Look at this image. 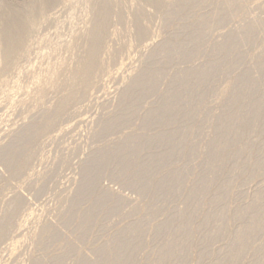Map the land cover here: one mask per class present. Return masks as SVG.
<instances>
[{"label":"bare ground","instance_id":"6f19581e","mask_svg":"<svg viewBox=\"0 0 264 264\" xmlns=\"http://www.w3.org/2000/svg\"><path fill=\"white\" fill-rule=\"evenodd\" d=\"M141 1L143 3H145V5H148V6H151L154 8L158 7L157 9H159L160 6L164 7V5L166 4V2H165L166 0H141ZM173 1H175V0H173ZM176 1H177L176 2L177 5H173L176 8L174 9V7L172 6L173 7L172 10H170L166 13L168 20L171 19V21H174V22H176V19L180 16V14L184 13L185 10L192 9V6L195 4L194 0H176ZM243 1H245V0H243ZM54 2H55V0H36V2L35 3L33 2L34 4L32 3L31 5L30 4L29 5L28 4L11 5V4L7 3V4H5L4 7H2V12H1V16H0V18H1V23H0L1 24V26H0V49L2 51V57H3V62H4V68L3 69L9 70L15 65L17 57L20 56L21 52H24L23 51L24 49H27V48H25L26 41L28 40L27 37H28L30 32L34 31L32 29H34L36 27V26L34 27L35 18L37 16L43 15L44 11L47 10V8L50 7V5H52ZM205 2H206V5H208V3H209L208 0H206ZM216 2H218V1H216ZM222 2H224V1H222ZM240 2H242V1H240ZM85 3L87 4V2H85ZM222 4L224 5V6L223 5L222 6L225 7V9L228 10V12L231 11L234 7L236 8V5H237V3L229 2L228 0H227V2H224ZM215 5H216V3H215ZM140 6H141V4H140ZM212 6L214 7V5H212ZM57 7H59V6H57ZM167 7H170V5ZM204 7H205V10H207V7L206 6H204ZM80 8H81V6H80ZM80 8L78 10H80ZM143 8H145V7H143ZM210 9H212V8H210ZM218 9H219V7H218ZM220 9L222 10L223 8L220 6ZM67 10L68 9H66L65 11L67 12ZM213 10L215 11L214 8H213ZM213 10H212V12H213ZM216 10H217V7H216ZM92 11L93 12H90V13H92V16L90 15L89 16L90 18L88 19V20L91 19L90 20V26L88 25L89 27L88 26L86 27V25H85L84 27H86V28H85V31H83L85 33L84 38H86L85 39L86 40V44H85L86 45V52L84 54V57H82L83 59L81 60L79 66H77L78 69L71 76L72 91L70 93L68 92L69 93L68 95H66L67 93L63 94V95H66L65 97H63V96L61 98L59 97L60 99L56 102V104L53 108L51 107L52 109L45 110V111H43V109H42L43 112H39V115H37L38 118L36 120L33 119L34 118V116H33L32 119L34 121L33 122L31 121V124H29L27 127L24 128L22 126V129L23 128L24 129L23 130L21 129L19 134L17 133L18 136L16 138L17 139L27 138L28 144L26 147H24V148L23 147H16L15 148L14 142H13L9 147H6V145H5L6 149L4 148L3 151H0V153H1L0 158L4 157V156L7 157L6 162H5V164L9 168V169L8 168L7 169L12 171L15 174H17L19 171L22 172L23 168L26 171L25 167L27 168V165L29 163V154L32 152L28 149L29 145L34 143L35 139L39 138L38 136H40V134L43 133V135H44L45 132H48V130L53 125H55L54 123H57L56 121L61 119V117L63 115L62 113H64L67 110L69 105L74 106V104H72V103L77 102V100L80 97H82L85 94V92H87L89 87L96 80L95 79L96 69L99 66H101L100 64L103 63V60L102 61L100 60V62H102V63L99 62L98 53L100 51H102L101 48H102L104 39L107 37V30L109 28V25L114 24L115 23L114 21H116L117 24L121 23L123 18H124L123 17L124 11H123V8L116 3V0H102L99 4L94 5V8ZM139 11L140 10H138V12ZM218 12H219V10L217 11V14L213 12L215 14L214 16L211 13V15H210L211 17L207 18V19H209L207 21H204V19L199 21V22H198V20H196V21H194L195 23L193 21H189L187 23H184V24L177 26L176 28H173V30H172L173 36L171 35L173 38L170 40H165L161 44L159 43V47H157L156 50L151 51L150 55H148L149 56L148 59L151 60L149 63L150 65L143 72H141L139 75H138V72H139L138 71L137 75L133 79H131L130 85L128 84V86H130V87L127 86V88H130V90L126 91L124 89L126 91V93H124L122 95V97L121 96L119 97L120 101H117V102H119L118 108H116V105L113 108L114 109L113 111H115V112H113L112 114H110L111 112H109V115L106 116V118L104 116L103 120L98 119L99 124H97V125L99 128V131H97V132L99 133V135L100 134L104 135V134L108 133L109 131H111L112 129H117V128L119 129L122 127H127L128 123L134 119L135 114L140 111V108H141L140 103H141V101H143L142 99H144L145 97H149V95H153L154 97L156 95L157 96V102L155 104H153V106L147 107L146 111L142 114V116H143L142 128L144 129L146 127H153V129H156V128L159 129L160 126H164L166 128L164 130H161V131L160 130L155 131L151 135L150 134L148 135V133L144 134V135H142V133H141V135L139 133L138 134L128 133L127 135L125 134L124 137L122 136L123 138L121 140L117 141V144H116L117 146H115V145L113 146L115 148V149L113 148L114 150L112 148H110L112 150H110V149L107 150V148H106V150H104L105 148L103 147V151H100L98 153L95 152V154L93 153L94 155L93 154L91 155V157L89 158L91 160L88 163L86 162L87 164L84 165L85 166L83 168L84 170L82 169L84 171L83 175L85 176V178H82V180H84V182L82 185L80 182H79L80 184H77V185H80V189H79V187H77V185L75 186L76 188L79 189V191L76 190V191H78V193H77L76 198L74 196L75 199L73 201L72 207L69 203H67L70 205L71 209L69 208V206L66 207L67 205H65V208H69L70 211L67 214V216H65V217L63 216L65 218V219L63 218L64 223H65L64 224L65 227L73 229L74 230L73 232H77V236H78L77 239H79V241L84 240L87 237V235L90 233V231L98 229V227L102 221L101 220L102 216L107 215L109 213H115L118 211L119 205L121 203V199L112 195L110 193L111 191H109V193H108V191L106 192V190H105V192H104V190L102 189L103 191H98L95 193V190L98 188V186L95 188V184H97L96 181L98 180L97 178L100 177L99 175L102 173L103 170L100 169L101 170V172H99L100 174H98V171H100V170H97V172H94L95 175L92 172V171H94L93 168H95L97 165L102 168V167L106 166V164L109 161H112L114 158H117V161L114 159L116 162V166L114 165L115 169L112 170V167L110 166L111 170L112 171L116 170L115 172H116L117 177L123 178V182H122L123 185H125L126 187H128L130 189L136 190L139 194H144L145 196H148L150 198L149 200L156 198V199H160V200L162 199V202L166 201V200L170 201L172 199H175V198H178L179 196H181L180 194L183 190H186V192H187L185 199H183L184 203L182 205V208L175 209L174 211H172V213L169 215V217L167 216L168 218H165L166 219L165 222L163 221V223H159L158 225H156L154 227V229L152 228L153 233H152L151 238H153L154 240H158V241L165 238V242L162 245L158 246L157 248H154V247L152 248V250L149 252V254H150L149 260L146 264H185L186 255H184V253L187 252L188 250H190L193 247V245H195L194 244L195 240L193 239V233L200 232L205 227V225L207 223L213 221V219H214V221L216 223V227L214 228L213 231L206 234L203 237L202 241L199 242V251H198V254L200 257L211 256L210 251L206 247L207 246L206 244H207V241H209L210 239L215 238V237H219L222 235L221 230L219 229L220 224L224 223V221L227 220L226 219V213L223 210V205H224L225 200L228 199V197L233 194V192L231 190L232 189V183L235 180H239L242 183H247V182L253 180V178H256V176L254 174H252L251 172L246 171V170L248 167L250 169H254L256 167L263 166V164H261V161L258 159H259L261 152L264 148V143L254 141L251 138L252 134L254 136L259 137V138H261L262 135L264 136V51H263L259 55L249 56L250 63H253V64H251V65H253L252 66L253 67L252 72H247V71L239 72L232 79H230V81H229L230 84L227 85L229 87L228 88L226 87L227 91H225L224 94H223L224 90L222 89V91H223L222 97L220 96V94H218V96H220L221 98L217 96L218 98H220L219 99L220 101L218 103V105H219L218 110L214 115V119H215V121L213 123L214 126H213V128H211L210 132L207 133V135L204 137L203 144L205 146V152L202 155V157L200 158L201 161L203 160V162H202V166H200L199 168L197 167L198 169H195V171H194L195 172L194 173L195 178L193 179V182H191L190 184H187L186 176H187V173L189 171H191L190 167H194V166L189 167L185 163H182L183 165L180 164L182 166H176L175 164L171 163V161L179 153L185 152V151L188 152L192 148V145H189L186 143L184 144L183 140H184L185 136L187 135L188 130H192L195 126V123H192V124L190 123V119H191L192 114L196 111L195 109H196L197 100L200 99V95L198 94L199 88L205 83V81L208 79V77L215 75L220 71V68L223 66V63H224L223 61L225 59V56L228 54L230 55L233 52V48L235 46L234 45L235 43H244L245 41H247L249 39V37L254 36L256 33L255 29L257 27H256V23H255L256 20L255 19H254V21H255L254 25L255 26L251 22H249V24L244 23L245 24L244 26H242V24H241L240 26H242V28H241V30H239L240 32L238 34L229 33L228 35H224V36L220 35L223 37L222 40L218 41L217 43H214V46L211 50V53L206 55L207 56V58H205L206 61L205 60L200 61V62L198 61L200 64L198 63L199 65H196V66H193V65L191 66V64L190 65L188 64L190 67H188V65H187L186 66L187 68L185 67V69L184 68L182 70H181V68H180V70L175 69L176 71L174 73V70L170 67L174 68V64H176L175 61L182 58L185 61L190 60V62H191L192 54L194 53V51H196L198 49L199 40L205 38L209 34V32L212 28H214L216 25H218L220 23V21L222 22L223 19L219 20L220 18H218L219 17L218 14H220ZM220 12H222V11H220ZM54 13H56V12H54ZM83 14H84V11H83ZM221 14H223V13H221ZM86 15L87 14H85V17H86ZM204 15L205 14H203V16ZM154 16H155V14H154ZM138 17L140 18V16H138ZM40 18H42V17H40ZM44 19L47 20V18H44ZM60 19H62V18H60ZM227 19H229V17L226 18V20ZM39 20H38V23H39ZM191 20H193V19H191ZM205 20H206V18H205ZM42 21H41V23H43ZM133 21H134V25H135L136 37L141 39L144 36H146V27H144L140 24L137 16L134 17ZM148 21H149V19H148ZM224 21H225V19L223 20V22ZM150 22H151V20H150ZM196 22H197V24H196ZM85 23H83V25ZM39 24H37V25H39ZM88 24H89V22H88ZM260 25H261V27L263 26L262 23ZM41 26H43V25H41ZM191 27H193V29H194V31L192 30L193 32L190 30ZM36 28H35V31H38V30H36ZM80 28H83V27H80ZM112 28H114V26L111 27V29ZM188 29L191 31V33L193 35L190 33L192 36V38H190L191 39L190 42L188 44H184V42H182V39L178 38V37L180 35H182V33L184 31L186 32V30H188ZM81 30H83V29H81ZM237 31H238V29L236 30V32ZM125 32H126V30H125ZM116 33H118V32H116ZM122 33H123V31H122ZM57 34H59V33H57ZM78 35H80V34H78ZM188 35H189V33H187V36ZM80 36L82 37V35H80ZM110 37H112V36H110ZM114 38L115 37H113V39ZM122 38H123V36H122ZM165 38H167V37H165ZM113 39H111V40L113 41ZM116 40H118V38ZM122 40H124V39H122ZM45 41L47 42V40H45ZM69 42H68V44H69ZM114 42H116V41H114ZM153 43H152V45H153ZM48 45H50V44H48ZM58 45H59V43H58ZM74 46H75V44H74ZM105 46H107V45H105ZM65 47H62V48H65ZM68 47L70 50V46H68ZM115 47H112L113 48L112 50H114ZM58 50H60V49H58ZM107 50L109 51V49H107ZM107 50H106V52H107ZM46 51H48V50H46ZM50 51H52V48ZM112 52L114 53V51H112ZM102 53H100V54H102ZM110 53H111V51H110ZM65 56H66V54H65ZM71 56H72V54H71ZM109 56H110V54H109ZM112 56L113 55L110 56L111 60L114 59V57L112 58ZM148 59L145 58V60H147V62H149ZM19 60H21V59H19ZM120 62H119V64H121ZM192 62H195V61L193 60ZM63 63H64V61H63ZM116 63H118V62H116ZM172 64H173V66H171ZM192 64H195V63H192ZM103 65H102V67H103ZM106 65H107V63H106ZM113 65H116V64H113ZM57 68H58V66H57ZM13 69L16 70L15 68H13ZM105 69L106 68H104L103 70H105ZM116 69H118V68H116ZM128 69H129V67H128ZM168 69H170V70H168ZM171 69H172V73H174V75L172 77L169 76L171 78L166 82V75H169V73L167 71L170 72ZM40 70H42V69H40ZM103 70L100 69V71H103ZM106 71H103V72H106ZM1 72H4V71L2 70ZM39 72H41V71H39ZM107 72H109V71H107ZM107 72H106V74H107ZM135 73L136 72H134V75H135ZM57 74H58V72H57ZM49 75H51V74H49ZM54 75H55V73H54ZM96 75H97V72H96ZM258 75L260 77H258V79H257ZM22 76H24V75H22ZM43 77H44V75H43ZM66 77L68 79V76H66ZM96 77H98V76H96ZM20 78H22V77H20ZM37 78H38V76H37ZM55 79L56 78H54V80ZM98 79H97V81H98ZM49 80H50V78H49ZM4 81H5V79H4ZM122 81H123V79H122ZM35 82H36V80H35ZM44 82L46 84V80ZM68 82H70V81H68ZM52 83L50 84V86H52ZM97 83H99V82H97ZM40 84H42V83H40ZM226 84H227V82H226ZM57 85H59V84L57 83ZM161 86H165V88H167L166 90H164V92L163 91L161 92L162 94H160V91H159V89H161ZM108 88H110V87H108ZM42 89H44V88H42ZM52 89L55 90V87H52ZM45 91H44V93H45ZM13 92H14V90H13ZM55 92H57V91H55ZM88 93H90V92H88ZM40 94H42V93H40ZM2 95H4V94L2 93ZM45 97H44V99H45ZM5 98H7V97H5ZM129 100L132 103V106L130 107V109L125 111L127 106L125 109L123 108V106ZM40 101H42V99H40ZM8 103H10V102H8ZM80 104H82V103H80ZM69 108H71V107H69ZM110 109H111V107H110ZM144 109H145V107H144ZM116 110H117V112H116ZM105 111H107V110L105 109ZM108 111L103 115H107ZM111 111H112V109H111ZM12 112H15V111H12ZM69 113H71V112H69ZM19 114H20V112H19ZM93 115H94V113H93ZM35 116H36V113H35ZM83 118H84V116H83ZM25 119H24V121H25ZM85 120H86V117H85ZM19 123H17V124H19ZM61 124H63V123H61ZM90 124H92V123H90ZM186 125H187V127H184ZM90 126L91 125H89V127ZM59 127H62V126H59ZM91 128H93V127H91ZM96 128L97 127H95V129ZM98 128L96 130H98ZM148 129L149 128H147V130ZM153 129L151 128L149 130H153ZM66 131H67V129H66ZM127 132H130V130ZM142 132H143V130H142ZM95 133H96V131L94 132V134ZM98 133H96V138H98L97 137ZM70 134H71V132H70ZM43 135H41V136H43ZM78 138H79V136H78ZM92 139H93V137H92ZM51 140H53V139H51ZM54 140H55V137H54ZM35 143L40 144V143H37V141ZM33 145L35 146V144H33ZM67 145H68V147L70 146L69 144H67ZM62 146L64 147L63 143H62ZM48 147H50V146H48ZM63 147H62V149H63ZM68 147H66V148L68 149ZM31 148H32V146H31ZM42 148H41V150H42ZM100 149H98V150H100ZM28 151H29V153H28ZM69 151H70V149H69ZM76 152H77V150H76ZM43 154H45V153H43ZM73 156H72V158H73ZM30 157H32V156L30 155ZM38 157H40V156H38ZM45 158H43V160H45ZM255 158H256V160H253ZM231 159H233L234 165L232 166V168L230 170H228L227 164ZM31 160H32V158H31ZM40 161H42V160H40ZM46 164H48V163H46ZM111 164H109V165H111ZM113 164H115V163H113ZM43 165H45V164H43ZM160 165L165 168L163 171L165 173V175L164 176H162L161 174H160V176L152 175L153 171L155 169H157V167H159ZM31 166H33V165H31ZM73 167H74V165H73ZM106 171H108V169ZM36 172H38V171H36ZM115 172H110V173H115ZM83 175H82V177H83ZM109 175H111V174H109ZM113 177H114V174L111 178H113ZM44 178L47 179V177H43V179ZM121 178H119V179H121ZM42 180H40V181H42ZM45 181L46 180L44 179L43 182H45ZM119 181H122V180H119ZM38 184H40V182ZM40 185H42L41 188H43L44 187L43 185H45V184L42 183ZM37 187L39 190V185H37ZM70 190H72V189H70ZM36 191H37V189H36ZM238 191H237V194H238ZM71 194H73L72 191H71ZM2 195L4 196L5 194H2ZM252 195H253L252 199H250V202H248V204L246 206L243 205L244 207H241L239 209L234 208V210L232 211L230 219H232L233 221H243L244 225H241L240 227L237 228L231 242L224 249H222V251H219V255L223 259L222 262L221 261L213 262L212 264H237L239 257L246 252L247 248L251 244L252 239L254 237H256L258 234L264 233V180L262 182V185H260L259 188ZM69 196H71V195H69ZM15 197H16V199L18 198L17 196H15ZM67 198H69V197H67ZM18 199H20V200H18ZM18 199L16 200V203H10L11 200H10V202H8V200H7V202L10 203L8 206L13 207L12 205H14V207L12 208L13 210L10 209L13 212H10V210H9L8 211L9 214L7 212V215L5 217L2 216L3 221L1 220L2 222H0L1 223L0 224V232L3 229V227L5 226V224L7 223L8 219H11L13 217H15V219H16V216L14 213H15V211L18 212L17 211L18 207L21 204V198L19 197ZM86 203L88 204L87 208L85 207V209H82V206ZM65 204H66V202H65ZM6 205H5V208H7ZM61 206L59 205L58 207H61ZM205 206H207V207H205ZM142 208L134 211L135 215H133V216L138 215V217H139L137 219V221H132V223L128 222L127 225H125V227L121 228L119 231L117 230L116 231L117 233H115V235L113 236L115 240L111 244L103 245L100 248L97 247L98 249L95 252L96 257H94V258H96V260L89 261L90 259L87 260L86 258H83L81 256L78 259L79 260L78 264H131L132 263V257H133L132 255L134 253H136V251H138L140 245L143 243L142 242L143 241V233H142L141 224H140V222L142 221V216H141ZM2 209H3V207H2ZM160 209L161 208L158 206H153V207H151V210H150L151 213L149 211V214H156L158 211H160ZM166 209H168V208H166ZM172 209H173V207H172ZM6 210L7 209H5V211ZM58 210H59V208H58ZM60 210L62 212L63 209L61 208ZM60 210L58 212H59V214H61V216L59 215V217H57V218H58V220H63L61 218H62L63 214L65 215V210H64V213H60ZM66 210L68 212V209H66ZM0 211L1 212L3 211L2 214L5 215L4 209L0 210ZM1 212H0V214H1ZM13 214H14V216H13ZM23 214H24V212H23ZM167 214H169V213H167ZM55 216H56V214H55ZM43 218H45V217H43ZM49 221L50 220L48 219V222ZM197 221H199V222L197 223ZM44 226L45 225H42V227H43L42 229L39 228L42 231H40L41 233L38 232L39 234L37 233L38 235H36V238H34V239H36L34 241L36 251L37 252L43 251V254L40 255L41 256L40 260L38 259L39 257L34 258L33 264H45V262H48V261H54V263H55V261L60 262L65 256H68L69 254H71L73 252L74 247H73L72 241H71V243H72L71 244L70 241H67V239H64L62 237H61L62 238L61 239L59 237V235L61 236V234L57 235L56 230L51 228L52 225L48 226V227H46V226L44 227ZM33 237H35V235ZM59 240H62L65 244L63 246L62 245L58 246V248H54L51 251H49V249L46 248V246H48L49 243H55V242H58ZM154 240H152V241H154ZM253 247H254L253 253H252L253 256H252L251 262L249 264H264V239L262 240V242L259 245L253 246ZM11 249H12V247H11ZM94 250L95 249H93V251ZM177 253L180 254L179 259H177L176 261L171 263L170 261L172 260V256L174 254H177ZM18 262L20 263V261H18ZM31 263H32V261H31ZM46 264H48V263H46Z\"/></svg>","mask_w":264,"mask_h":264},{"label":"rangeland","instance_id":"374dc122","mask_svg":"<svg viewBox=\"0 0 264 264\" xmlns=\"http://www.w3.org/2000/svg\"><path fill=\"white\" fill-rule=\"evenodd\" d=\"M101 1L102 0H55V2L52 5H50V7H48L47 10L44 11V13L46 15L43 13V15L37 16L40 20L37 17L35 18L34 27L36 26L37 28L36 27L35 28L38 31H35V28L32 29L34 31L31 30L32 32L29 33L30 36L28 35L29 38L27 37L28 40L26 39L27 41H26L25 48H27V49H24L23 50L24 52H21L20 56H18L16 59L15 65L9 70L3 69L4 68V62H3V57H2V51L0 49V63H1L0 64V69H1L0 70V79H1L0 80V82H1L0 83V86H1L0 87V89H1L0 90V96H1L0 97V106H1L0 107V112H1L0 113V151L4 150L5 145H6V147H9L13 142H14L15 148L16 147H23V148L26 147L28 144L27 138H21V139L16 138L18 136V134L20 133L22 126L24 128L27 127L29 124H31V121L33 122L34 120H36L38 118L37 115H39V112H43L45 110L52 109L55 106L56 102L62 96L65 97L66 95H68L72 91L71 76L78 69L77 66H79L81 60L83 59L82 57H84V54L86 52V45H85L86 44V40H85L86 38H84L85 33L83 31H85V28L88 25L90 26V20L91 19L90 20H88V19L90 18L89 17L90 15L92 16V13H90V12H93L92 10L94 8V5L99 4ZM205 1L206 0H197V1L194 0L195 4L192 6V9L185 10L184 13L180 14V16L176 19V22H174V21H171V19L168 20L166 13L168 11L172 10V8L174 7L173 5H177L176 0L175 1H173V0L167 1L166 0L165 2L167 5L164 3L166 5V6L164 5L165 8L160 6L159 9H157L158 7L154 8V7L145 5V3H143L141 0H116V3L123 8V11H124L123 17L124 18H123L122 22L119 24H117V22L114 21L116 24L114 23V24L109 25V28L107 30V37L104 39V42H103V45L101 48L102 51H100L98 53V58H99L98 60H99V62H100V60L101 61L103 60V63L100 62V63H102V64H100L101 66H99L96 69V72H97V75L95 72V79L96 80L90 86L91 88L89 87L87 92H85V94L79 98L80 100L78 99L80 102L77 100V102L72 103V104H74V106L69 105V107H71V108L68 107L67 110L64 113H62L63 114L62 117L60 116L61 119L57 120L56 121L57 123H54L55 125H53L48 130V132H45L44 135H43V133L40 134V136H38L39 138L36 137L37 139H35L34 143L29 145L28 149L30 151H32L31 152L32 154L31 153L29 154V163L27 165V168L25 167L26 171L23 168L22 172L19 171L17 174H15L12 171L8 170L9 168L5 164L7 157L4 156V157L0 158V199L2 198L0 200V205H1L0 210L4 209V211H5V209H7L4 212L5 215L2 214L3 211L2 212L0 211L1 212L0 222L3 221L2 220L3 217H5L7 215V212L10 209L13 210L12 208L14 207V205H12L13 207L8 206V205L10 203H16V200L19 197L21 198V204L19 205L18 210H17L18 212L15 211V213H14L16 216V219H15V217H13L14 216V214H13V216H12L13 218L8 219L7 223L5 224V226L3 227V229L0 232V264H30L31 261H32L31 264H33V259L36 257L37 258L39 257L38 259L40 260L41 259L40 255L43 254V251H39V252L36 251L35 244H34V241L36 239H34V238H36V235L41 233L40 231H42V230H40V229L43 228L42 225H45L46 227L52 225L51 228L56 230L57 235L61 234V236L59 235V237L67 239V241H70V243L72 241L73 247H74L73 252L71 254H69L68 256H65L60 262L55 261V263H54V261H48V262H45V264L46 263H48V264H78V261H79L78 259L81 256L83 258H86L87 260L90 259L89 261H94V260H96V258H94V257H96V253H95L96 250L98 248L102 247L103 245L111 244L115 240L113 236L115 235V233H117L116 231L117 230L119 231L121 228L125 227V225H127L128 222L132 223V221H137V219L139 217H138V215L133 216V215H135L134 211L137 209H140L142 207H143L141 210L142 221L140 222V224H141V230L143 233V241H142L143 243L140 245L138 251H136V253H134L132 255L133 257H132V263L131 264H146L149 260V255H150L149 252L152 250V248L153 247L157 248L158 246L162 245L165 242V238L161 239L159 241L151 238L152 233H153L152 228L154 229V227L156 225H158L159 223H163V221L165 222V220H166L165 218H168L169 215L172 213V211H174L175 209L182 208V205L184 203L183 199H185V197L187 195L186 190H183L181 192V194H180L181 196H179L178 198L172 199L170 201L166 200V201L162 202V199L160 200V199H156V198L149 200L150 198L148 196H145L144 194H139L136 190L130 189V188L126 187L125 185H123L122 184L123 178L117 177L116 172H115L116 170L112 171L113 169H115L114 168L116 166L115 160L117 161V158H114L115 159V160L113 159L114 161L113 160L109 161L106 164V166H104L102 168L97 165L95 168H93L94 171H92V172L93 173L97 172V170H100V169L103 170L101 173L102 175L99 173V172H101V170L98 171V174H100L99 175L100 177L97 178L98 180L96 179L97 184H95V188L97 186H98V188L95 190V193L98 191H103V190H104V192H105V190H106V192L108 191V193H109V191H111L110 193L112 195L121 199V203L119 205L118 211L115 213H109L107 215L102 216V218H101L102 221H101V224L99 225L98 229L90 231V233L87 235V237L84 240H80V241H79V239H77L78 238L77 232H73L74 231L73 229L65 227V225H64L65 224L64 223L65 218L64 217L67 216V214L69 213V211L73 205V201L76 198L77 193L80 189V185H77V184L81 183V185H82L84 182V180H82V178H85V176L83 175L84 174L83 168L85 167L84 165H86L91 160L89 158L91 157V155L93 153L95 154V152L98 153L100 151H103V147L105 148L104 150H106V148H107V150H109L110 148L113 149L114 148L113 146L114 145L117 146L116 145L117 141L121 140L125 134L127 135L128 133H135V134L139 133L141 135V133H142V135H144V134L148 133V135L149 134L151 135L155 131H158V130L161 131V130H164L166 128L164 126H160L159 129L158 128L153 129V127H146L144 129L142 128V126H143L142 114L146 111L147 107H151V106H153V104H155L157 102V96L156 95H155V97L153 95H149V97H145L144 99H142L143 101H141V103H140L141 106L139 105L142 109L140 108V111L135 114L134 119L128 123L127 127H122L119 129L118 128L112 129L111 131H109L108 133H106L104 135H102V134L99 135V133L97 132V131H99V128L97 125V124H99V120H101V119L103 120L104 116L106 118V116L109 115V112H111L110 114L115 112V111H113L114 110L113 108L115 107V105H116V108H118L119 102H117V101H120L119 97L120 96L122 97V95L124 93H126V91L130 90V88H127V86H128V84L130 85L131 79H133L137 75L138 71H139L138 72V75H139L141 72H143L150 65L149 63L151 60L148 59L149 58L148 55H150L151 51L156 50V48L159 47V43L161 44L163 41L170 40L173 38L172 37L173 36L172 35L173 28H176L177 26L184 24V23H187L189 21L194 22V21L198 20V22H199L203 19H204V21H207V20H209L207 18L211 17L210 16L211 13L214 16L215 15L214 13L217 14V11L219 10L218 13H220V14H218L219 17L218 16L217 17L220 18L219 20L225 19V21L224 22H223V20H222V22L220 21V23L218 25H216L214 28H212L210 30L209 34L205 38L199 40V44H198L199 50L197 49L196 51H194V53L191 56V62H190V60L185 61L184 59L181 58V59H178L177 61H175L176 64H174L175 62L173 63L174 68L173 67H170V68H172L174 70V73L176 71L175 69H178V70H180V68H181V70L183 68L185 69V67L188 64L189 65L191 64V66L192 65L196 66V65L200 64L199 63L200 61H204V60L206 61V59H205V58H207L206 55L211 53V50L214 46V43L221 41L223 38L222 36L228 35L229 33L238 34L240 32L239 30H241L242 26L245 25L244 23L249 24V22H251L253 25L256 23V27L258 29L256 28L255 29L256 30L255 35L249 37V39L247 41H245L244 43H235L234 44L235 46L233 48V52L230 55L228 54L225 56V59L223 61L224 62L223 66L220 68V71L217 74L208 77V79L205 81V83L198 90V94L200 95V99L197 100L196 109H195L196 111L192 114L191 119H190V123L191 124L195 123V126L192 130H188L187 135L185 136V138L183 140L184 144L186 143V144L192 145V148H191L192 150L190 149L188 152L185 151V152L179 153L171 161V163L175 164L176 166H182L183 165L182 163L187 164L189 167L194 166L195 168L190 167L191 171H189L187 173V176H186L187 184H190L191 182H193V179L195 178V174H194L195 169H198L200 166H202L203 160L201 161L200 158L202 157V155L205 152V146L203 144L204 137L207 135V133L210 132L211 128H213V126H214L213 125V123L215 121L214 115L218 110V106H219L218 103L220 101L219 99L222 97V95L225 93V91H227L226 89L229 87L227 85L230 84V82H229L230 79H232L239 72H243V71L252 72V68H253L252 66L253 65H251V64H253V63H250L249 56L259 55L264 51V28H263L264 27V0H245V1H243V0H228L229 2L237 3V5H238V6L236 5V8L234 7L235 9L233 8L229 12H228V10L225 9V7H223L224 5L222 4L224 2H227V0H208V2H209L208 5H206ZM211 1L212 2L214 1V2L212 3ZM216 1H218V2H216ZM222 1H224V2H222ZM240 1H242V2H240ZM33 2L35 3L36 0H0V16H1V12H2V7H4L5 4H7V3L11 4V5H20V4H28V5L30 4L31 5ZM85 2H87V4ZM215 3H216V5H215ZM140 4H141V6H140ZM169 5H170V7H167ZM212 5H214V7ZM57 6H59L61 9ZM80 6H81V8H80ZM204 6L207 7V10H205ZM215 6L217 7V10H216ZM220 6L223 8L222 10L220 9ZM143 7H145V8H143ZM218 7H219V9H218ZM79 8H80V10H78ZM175 8L176 7H174V9ZM210 8H212V9H210ZM213 8L215 9V11L213 10ZM66 9H68L67 12L65 11ZM147 9L148 10L150 9L151 11L150 10L148 11ZM138 10H140V11L138 12ZM212 10L214 13L212 12ZM83 11H84V14H83ZM220 11H222V12H220ZM54 12H56V13H54ZM221 13H223L224 15ZM85 14H87L86 17H85ZM154 14H155V16H154ZM203 14H205V15L203 16ZM136 16H137L140 24L142 26L146 27V36H144L141 39L136 37L135 25H134V21H133L134 17H136ZM138 16H140L141 19ZM227 16L229 17V19L226 20V18H228ZM40 17H42V18H40ZM44 18H47V20ZM60 18H62V19H60ZM147 18L149 19V21ZM205 18H206V20H205ZM191 19H193V20H191ZM254 19L256 20V22L254 21ZM38 20H39L40 24L38 23ZM150 20H151V22H150ZM41 21L43 23H41ZM88 22H89V24H88ZM0 23H1V18H0ZM83 23H85V24L83 25ZM261 23L263 25L262 27L260 25ZM37 24H39L40 26ZM196 24H197V22H196ZM241 24H242V26H240ZM41 25H43V26H41ZM85 25H86V27H84ZM0 26H1V24H0ZM113 26H114V28L111 29V27H113ZM80 27H83V28H80ZM81 29H83V30H81ZM189 29L186 30V32L189 33L188 36H187V33L184 31L182 33V35H180L178 37V38L182 39V42H184V44H188L191 40L190 38H192L191 31L192 30L194 31V29H193V27H191V29H190L191 31ZM237 29H238V31L236 32ZM125 30H126V32H125ZM122 31H123V33H122ZM116 32H118V33H116ZM57 33H59L60 35ZM78 34L82 35V37ZM220 35H222V36H220ZM110 36H112V37H110ZM122 36H123V38H122ZM113 37H115L114 38L115 40L113 39ZM165 37H167V38H165ZM117 38H118V40H116ZM111 39H113V41ZM122 39H124V40H122ZM45 40H47V42ZM114 41H116V42H114ZM68 42L70 45L68 44ZM47 43L50 45H48ZM58 43L60 46L58 45ZM152 43H153V45H152ZM27 44L28 45L30 44V45L28 46ZM74 44H75V46H74ZM105 45H107V46H105ZM68 46H70L71 51L69 50ZM62 47H65V48H62ZM105 47L107 49H109V51ZM112 47H115L116 50L115 49L112 50L113 49ZM51 48H52V51H50ZM58 49H60V50H58ZM46 50H48L49 52ZM106 50H107V52H106ZM110 51H111V53H110ZM112 51H114V53ZM102 52L103 53L105 52V53L103 54ZM100 53H102V54H100ZM65 54L67 57L65 56ZM71 54H72V56H71ZM109 54H110V56L113 55L112 58L114 57V59L111 60ZM145 58L148 59L149 62H147V60H145ZM19 59H21V60H19ZM47 60L48 61L50 60V61L48 62ZM193 60L195 62H192ZM63 61H64V63H63ZM116 62H118V63H116ZM119 62L121 64H119ZM106 63L109 67L106 65ZM112 63L116 64V65H113ZM192 63H195V64H192ZM173 64L171 66H173ZM102 65H103V67H102ZM189 65H188V67H190ZM57 66H58V68H57ZM128 67H129V69H128ZM13 68H15L16 70H14ZM104 68H106V69L103 70ZM116 68H118V69H116ZM40 69H42V70H40ZM100 69L103 71H106L108 69L107 71H109V72L106 71L107 72V74H106V72L100 71ZM172 69L170 71L171 73L169 71H167L169 73V75H166V82L174 75V73H172ZM2 70L4 72H1ZM168 70H170V69H168ZM39 71H41V72H39ZM57 72H58V74H57ZM134 72H136L135 75H134ZM54 73H55V75H54ZM49 74H51V75H49ZM22 75H24V76H22ZM43 75H44V77H43ZM37 76H38V78H37ZM66 76H68V79ZM96 76H98V77H96ZM169 76H171V77H169ZM20 77H22V78H20ZM258 77H260V76L258 75L257 79H258ZM49 78H50V80H49ZM54 78H56V79L54 80ZM4 79L6 82L4 81ZM97 79H98V81H97ZM122 79H123V81H122ZM35 80H36V82H35ZM45 80H46V84L44 82ZM68 81H70V82H68ZM96 81L99 83H97ZM56 82L61 87L59 85H57ZM226 82H227V84H226ZM40 83H42V84H40ZM51 83H52V86H50ZM52 87H55V90L52 89ZM108 87H110V88H108ZM128 87H130V86H128ZM42 88H44V89H42ZM166 89L167 88H165V86H161V89H159L160 94H162L161 92L162 91L164 92V90H166ZM222 89L224 90V92L222 91ZM13 90H14V92H13ZM44 91L46 94L44 93ZM55 91H57V92H55ZM1 92L4 95H2ZM88 92H90V93H88ZM222 92H223V94H222ZM40 93H42V94H40ZM65 93H67V94L63 95ZM218 94H220L221 97L218 96ZM217 96L220 98H218ZM5 97H7V98H5ZM44 97H45V99H44ZM39 98L42 99V101H40ZM8 102H10V103H8ZM80 103H82V104H80ZM126 106H127V108H126ZM131 106H132V103L129 100L125 103L123 108L124 109L126 108L125 111H127L128 109H130ZM110 107H111L112 111H111ZM144 107H145V109H144ZM104 108L107 111L109 110L107 115H103L107 112V111H105ZM42 109H43V111H42ZM117 110H116V112H117ZM10 111L11 112L15 111V112L11 113ZM19 112H20V114H19ZM69 112H71V113H69ZM35 113H36V116H35ZM93 113H94V115H93ZM33 116H34V118H33ZM83 116H84V118H83ZM85 117H86V120H85ZM24 119H25V121H24ZM17 123H19V124H17ZM61 123H63V124H61ZM90 123H92V124H90ZM89 125H91V126L89 127ZM59 126H62L63 128L59 127ZM91 127H93V128H91ZM95 127H97L98 130H96L97 128L95 129ZM184 127H187V125ZM147 128H149V129L152 128L153 130H149V129L147 130ZM66 129H67V131H66ZM129 130H130V132H127ZM142 130H143V132H142ZM95 131H96V133H98L97 134L98 138H96V133L94 134ZM70 132H71V134H70ZM41 135H43V136H41ZM78 136H79V138H78ZM54 137H55V140H54ZM92 137H93V139H92ZM251 138L254 141L264 143V136L263 135L261 136V138H259V137L254 136L252 134ZM51 139H53V140H51ZM36 141H37V143H40V144H36L35 143ZM62 143H63L64 147L62 146ZM33 144H35V146ZM67 144H69L71 147L70 146L68 147ZM31 146H32V148H31ZM48 146H50V147H48ZM62 147L64 150L62 149ZM66 147H68V149ZM41 148H42V150H41ZM69 149H70V151H69ZM98 149H100V150H98ZM112 149H110V150H112ZM76 150H77V152H76ZM42 152L45 153L46 155L43 154ZM28 153H29V151H28ZM0 155H1V153H0ZM30 155L32 157H30ZM38 156H40V157H38ZM72 156H73V158H72ZM31 158H32V160H31ZM43 158H45V160H43ZM40 160H42V161H40ZM253 160H256V158ZM258 160L261 161V164H263V166H259V167H256L254 169H250L248 167L246 170V171H249L252 174H254L256 176V178H253V180H251L247 183H242L239 180H235L232 183V189L231 190H232L234 195L233 194L230 195L228 197V199L225 200L224 205H223V210L226 213V219L227 220H225L224 223L220 224L219 229L221 230L222 235L219 237H215V238L210 239L209 241H207V244H206L207 245L206 247L210 251L211 256L200 257L198 254V251H199V242L202 241L203 237L206 234L213 231L214 228L216 227V223H215L214 219H213V221L207 223L205 225V227L200 232L193 233V239L195 240V243H194L195 245H193V247L190 250H188L187 252L184 253V255H186L185 264H212L213 262H219V261L222 262L223 259L219 255V251H222V249H224L231 242L237 228L240 227L241 225H244L243 221H233L232 219H230L232 211L234 210V208L239 209L241 207L246 206L248 204V202H250V199H252V196H253L252 194H254L255 191L259 188V186L262 185V182L264 180V148H263L261 155H260ZM46 163H48V164H46ZM111 163L112 164L115 163V164L112 165ZM43 164H45V165H43ZM109 164H111V165H109ZM180 164H182V165H180ZM31 165H33V166H31ZM73 165H74V167H73ZM233 165H234L233 159H231L227 164L228 170H230ZM108 166L109 167L111 166L112 170H111V167L109 168ZM106 168L108 169V171H106L107 170ZM164 169L165 168L160 165L159 167H157V169H155L153 171L152 175L160 176V174H161L162 176H164L165 175V173L163 172ZM36 171H38L39 173ZM110 172H115V173H110ZM109 174H111L112 176L114 174V177L111 178L112 176ZM82 175H83V177H82ZM94 175H95V173H94ZM43 177H47V179L44 178L46 180L45 182H43L44 181ZM119 178H121V179H119ZM40 180H42V181H40ZM119 180H122V181H119ZM39 182H40V184L43 183L46 186L43 185L44 187L41 188L42 185L38 184ZM36 184L39 185V190H38V187ZM76 185H77V187H79V189L75 187ZM36 189H37V191H36ZM70 189H72V190H70ZM76 190H78V191H76ZM71 191L73 194H71ZM237 191H238V194H237ZM2 194H5V195L3 196ZM69 195H71V196H69ZM15 196H17L18 198L16 199ZM74 196H75V198H74ZM67 197H69V198H67ZM7 200H8V202H10V200H11V202L8 203ZM18 200H20V199H18ZM65 202H66V204H65ZM67 203H69L71 205V207ZM5 205L7 208H5ZM59 205L60 206L62 205V206L58 207ZM65 205H67L66 207L69 206L70 209L65 208ZM87 206H88L87 203L84 204L82 206V209H85V207L87 208ZM153 206H158L161 209L156 214H149V211L151 210V207H153ZM2 207H3V209H2ZM172 207H173V209H172ZM205 207H207V206H205ZM58 208H59V210L61 208L63 209L62 212L60 210V213H64V210H65V215L63 214L62 218L60 217L61 219L64 218L63 220H58V218H57V217H59V215L61 216V214H59V212H58L59 211ZM166 208H168V209H166ZM66 209H68V212ZM11 210H10V212H13ZM23 212H24V214H23ZM150 213H151V211H150ZM167 213H169V214H167ZM8 214H9V212H8ZM55 214H56V216H55ZM43 217H45V218H43ZM47 218L50 220L49 222H48ZM198 222L199 221H197V223ZM34 235H35V237H33ZM263 239H264V233L258 234L256 237H254L251 241L250 246L247 248L246 252L239 257L237 264H249L251 262V259L253 256V254H252L253 248H254L253 246L259 245ZM152 240H154V241H152ZM64 244L65 243L62 240H59L58 242H55V243H49V245L46 246V248H48L49 251H51L54 248H58V246H61V245L63 246ZM11 247H12V249H11ZM93 249H95V250L93 251ZM179 257H180V254H178V253L174 254L172 256V260L170 262L173 263L174 261L179 259ZM18 261H20V263Z\"/></svg>","mask_w":264,"mask_h":264}]
</instances>
